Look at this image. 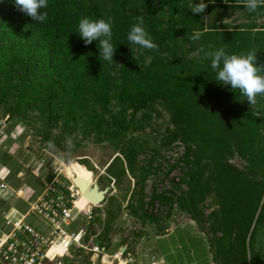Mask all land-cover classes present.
<instances>
[{"label":"trees","instance_id":"1","mask_svg":"<svg viewBox=\"0 0 264 264\" xmlns=\"http://www.w3.org/2000/svg\"><path fill=\"white\" fill-rule=\"evenodd\" d=\"M194 3L199 0H48L40 10L47 19L36 22L15 0H0V91L13 99L9 116L38 108L53 119L61 108L63 132L105 134L111 153L103 165L116 181L136 180L129 203L136 216H147L145 206L155 200L175 202L163 194L146 200L145 183L156 170L152 157L142 166L137 160L152 148L151 141L133 135L162 105L174 125L161 135L162 146L185 144L173 166L184 162L182 181L189 185L179 206L202 224L211 199L217 207L208 214L210 239L220 249L228 245L229 252H242V263L249 264L248 239L256 242L264 234V96L251 105L239 89L221 84L205 53L220 47L229 54L255 50L257 66H264V24L224 21L230 12L247 9L244 0H205L208 7L200 15L191 12ZM141 15L158 50L127 40ZM84 17L113 18L111 62L100 57L98 41L85 45L80 37L78 22ZM196 30L203 34L192 41ZM114 101L132 109L131 118L126 110L114 112ZM236 156L243 167L233 162Z\"/></svg>","mask_w":264,"mask_h":264},{"label":"rangeland","instance_id":"2","mask_svg":"<svg viewBox=\"0 0 264 264\" xmlns=\"http://www.w3.org/2000/svg\"><path fill=\"white\" fill-rule=\"evenodd\" d=\"M255 19L264 24V10L253 14L247 9L236 10L230 12L224 21L235 26ZM13 81L16 82L17 78ZM11 102L13 99L2 97L0 91V211L12 206L21 212L27 210L28 203L34 201L47 181L55 176L66 181H69L68 177H85L87 180L94 177L102 189L108 187L109 190L103 203L93 206L91 214L85 212L77 216V223L84 229L83 243L92 246L98 239L109 255L125 251L119 260L107 256L104 263L102 256L97 257L81 248L47 264H146L154 259L162 264H243L242 252H229L228 245L220 249L217 240L210 239L213 234L208 214L217 207L211 199L207 200V207L203 209L206 221L202 224L179 206L177 199L185 195L189 185L182 181L184 162L173 166L183 156L185 144L177 141L162 146L161 135L168 126L174 127L170 113L162 105L158 104L157 109L152 110L150 124L144 122V128H139L133 135L139 134L151 141L152 148L137 160L142 166L148 164L152 157L156 170L146 180V200L155 194H163L171 196L175 202L170 204L155 200L145 206L147 216L142 213L136 216L129 205L136 180L123 177L116 181L103 165L111 153L110 148L105 146L108 141L105 134L99 138L95 133L85 137L81 129L72 134L63 132L61 108L54 110L53 119L42 115L38 108L29 109L25 116H9L7 107ZM111 109L114 112L126 110L128 118L133 112L115 101ZM141 114V110L136 112L138 117ZM73 159L76 161L72 162ZM233 162L240 167L244 165L238 156L233 158ZM21 189L23 197L17 195ZM78 205L89 209L92 203L82 193ZM28 221L39 229L43 226L37 216L28 218ZM3 223L4 218L0 214V230ZM246 258L249 264H264L263 232H260L256 242L255 238L252 241L248 239Z\"/></svg>","mask_w":264,"mask_h":264},{"label":"built area","instance_id":"3","mask_svg":"<svg viewBox=\"0 0 264 264\" xmlns=\"http://www.w3.org/2000/svg\"><path fill=\"white\" fill-rule=\"evenodd\" d=\"M68 179L55 176L47 181L42 192L23 212L13 206L0 211L4 218L0 230V264H47L81 248L97 257L102 256L104 263L107 256L119 260L124 254L123 250L109 255L98 239L92 246L83 243L84 229L77 223V216L85 212L91 214L94 205L80 209L77 200L81 192L73 179ZM23 194L22 189L18 190V196L23 197ZM32 216H37L43 223L41 229L28 221ZM60 249L62 253H53ZM146 264L162 263L154 259Z\"/></svg>","mask_w":264,"mask_h":264},{"label":"clouds","instance_id":"4","mask_svg":"<svg viewBox=\"0 0 264 264\" xmlns=\"http://www.w3.org/2000/svg\"><path fill=\"white\" fill-rule=\"evenodd\" d=\"M244 5L249 12H255L258 8L264 7V0H244ZM15 6L36 22H44L47 19V12L40 10L48 7V0H15ZM207 7L205 0H199V3L190 5L194 15L203 14ZM207 18L205 17L204 20ZM113 22L111 17L96 20L84 17L78 22V33L85 45L98 41L100 57L107 62L113 60L116 52L111 42ZM143 25V15L136 17V22L127 34V40L143 49L158 50L157 44L153 42ZM202 34L201 31L196 30L191 34L190 39L199 41ZM200 50L204 51L203 48ZM205 56L211 60V68L217 73L216 80L225 86L231 85L234 90L239 89L251 105L256 103L257 95L264 96V75L260 74L264 72V66H257L255 50L229 54L220 47L207 51Z\"/></svg>","mask_w":264,"mask_h":264},{"label":"water","instance_id":"5","mask_svg":"<svg viewBox=\"0 0 264 264\" xmlns=\"http://www.w3.org/2000/svg\"><path fill=\"white\" fill-rule=\"evenodd\" d=\"M91 174L92 171L90 170ZM88 173V174H89ZM76 186L78 187L81 193H84L88 197L94 206H100L106 198L109 188L102 189L100 185L94 181V177L90 180H87L85 177H75L73 179Z\"/></svg>","mask_w":264,"mask_h":264},{"label":"bare ground","instance_id":"6","mask_svg":"<svg viewBox=\"0 0 264 264\" xmlns=\"http://www.w3.org/2000/svg\"><path fill=\"white\" fill-rule=\"evenodd\" d=\"M81 194H82V193H80L79 198H78V200H77V205H78V203H79V199H80ZM78 207H79V205H78ZM79 208H80V207H79ZM80 209H82V208H80ZM56 252H58V250H55L53 253H56ZM53 253H52V256H53Z\"/></svg>","mask_w":264,"mask_h":264}]
</instances>
